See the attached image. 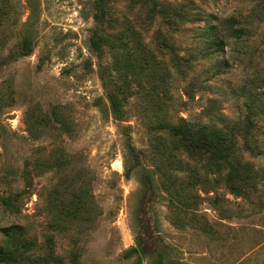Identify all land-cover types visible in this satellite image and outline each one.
Instances as JSON below:
<instances>
[{
  "label": "rangeland",
  "instance_id": "1",
  "mask_svg": "<svg viewBox=\"0 0 264 264\" xmlns=\"http://www.w3.org/2000/svg\"><path fill=\"white\" fill-rule=\"evenodd\" d=\"M229 18L240 37H222ZM0 101V246L16 258L0 264H264V0H0ZM199 124L240 150L238 172L182 136ZM152 143L177 196L137 155Z\"/></svg>",
  "mask_w": 264,
  "mask_h": 264
},
{
  "label": "trees",
  "instance_id": "2",
  "mask_svg": "<svg viewBox=\"0 0 264 264\" xmlns=\"http://www.w3.org/2000/svg\"><path fill=\"white\" fill-rule=\"evenodd\" d=\"M98 11L96 12L95 18L96 20H99V10H102V7L100 3H98ZM101 12V11H100ZM234 23V20L229 18L222 21L221 25V32L223 33L222 37L226 38V36H237L240 37L243 33V27L240 28H233L232 24ZM214 29V28H211ZM214 48L216 50H219V46H215V43H212ZM220 44V43H218ZM93 46L96 50V52L102 56L103 55V49L100 48V43L98 41H93ZM32 51L31 42L28 40H24L20 46V49L16 52L13 57H20L30 54ZM128 66H125L122 64L119 58H115V61L112 62L111 70L116 72L117 80L115 82H119L117 88L119 91V94H123V97L120 101L126 102L128 98L134 95L135 91L131 89L130 80L127 78V72L131 71L132 68H129L127 70ZM1 101H0V108H1ZM111 106L114 110H117L119 112L120 109V102L117 99H111ZM163 114L166 116V119L162 120L161 127L167 129L170 133L176 134L175 127L170 123V117L168 115H171V109L166 106ZM43 119L42 115H38L37 118L32 121L37 122L36 124H39V122ZM31 123V124H32ZM60 126L66 130V121L62 119ZM38 133V132H36ZM182 136L190 142V145L193 149H197L199 151H202L205 154H208L209 157L213 159H219L223 163H228L230 170V173L238 172L237 169L240 167L241 162L239 155L237 152H240L238 148L233 147L231 143H226L227 137L224 135L222 130H219L217 128L215 129H209L207 126L199 124L197 129V137L196 139L189 138L187 135L181 133ZM138 154H142L145 156V158L149 161V163L153 166V172L157 174L161 179V186L165 192L168 194H171V196L174 194L177 196V190H176V181L178 178V172L179 169L174 166V164L167 162V150L158 149L155 147V145L152 143V145L147 149V152L145 150H139L137 151ZM131 153H134L133 151ZM148 154V155H147ZM178 160H176L177 162ZM217 170H221V164L218 162L215 165ZM125 177L129 176V169L125 170L124 173ZM62 203H67L65 199L61 201ZM3 204L8 207L10 210L17 209L16 203L8 198L3 201ZM67 205V204H66ZM87 206V204H86ZM182 207V205H181ZM177 207L175 206V209ZM179 211H181L180 207L177 208ZM90 208L86 210L87 214L90 212ZM19 231V234L21 233L22 227L19 225H13L5 230V233L10 236L11 233L16 231ZM135 252L134 248H131L130 251L126 252V255ZM16 260L15 257L12 256V252L8 249H4L0 246V262H8Z\"/></svg>",
  "mask_w": 264,
  "mask_h": 264
}]
</instances>
